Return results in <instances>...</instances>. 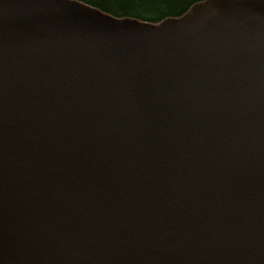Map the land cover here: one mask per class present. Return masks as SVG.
Masks as SVG:
<instances>
[{"label":"water","instance_id":"obj_1","mask_svg":"<svg viewBox=\"0 0 264 264\" xmlns=\"http://www.w3.org/2000/svg\"><path fill=\"white\" fill-rule=\"evenodd\" d=\"M0 264H264V0H0Z\"/></svg>","mask_w":264,"mask_h":264},{"label":"trees","instance_id":"obj_2","mask_svg":"<svg viewBox=\"0 0 264 264\" xmlns=\"http://www.w3.org/2000/svg\"><path fill=\"white\" fill-rule=\"evenodd\" d=\"M119 19H134L160 24L185 15L195 4L205 0H76Z\"/></svg>","mask_w":264,"mask_h":264}]
</instances>
